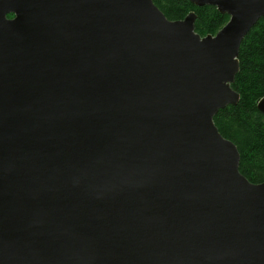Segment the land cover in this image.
Segmentation results:
<instances>
[{
  "label": "water",
  "instance_id": "obj_1",
  "mask_svg": "<svg viewBox=\"0 0 264 264\" xmlns=\"http://www.w3.org/2000/svg\"><path fill=\"white\" fill-rule=\"evenodd\" d=\"M188 1L229 19L0 0V264H264V181L213 121L264 0Z\"/></svg>",
  "mask_w": 264,
  "mask_h": 264
},
{
  "label": "trees",
  "instance_id": "obj_2",
  "mask_svg": "<svg viewBox=\"0 0 264 264\" xmlns=\"http://www.w3.org/2000/svg\"><path fill=\"white\" fill-rule=\"evenodd\" d=\"M153 2L169 20H181L194 12V30L201 36L214 35L228 19L214 6L197 7L188 0ZM238 61L239 72L231 87L239 93V102L219 110L213 121L220 134L236 145L240 173L259 183L264 181V114L256 105L264 96V17L243 38Z\"/></svg>",
  "mask_w": 264,
  "mask_h": 264
},
{
  "label": "rangeland",
  "instance_id": "obj_3",
  "mask_svg": "<svg viewBox=\"0 0 264 264\" xmlns=\"http://www.w3.org/2000/svg\"><path fill=\"white\" fill-rule=\"evenodd\" d=\"M228 19H229V18H228ZM228 19H227V21H228ZM227 21H226V22H227ZM226 22H225V23H226ZM206 35H207V34H206ZM204 36H205V35H204ZM227 126H229V125H227Z\"/></svg>",
  "mask_w": 264,
  "mask_h": 264
}]
</instances>
